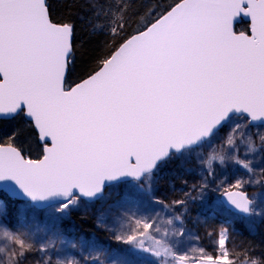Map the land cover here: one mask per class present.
Segmentation results:
<instances>
[{
  "label": "snow or ice",
  "instance_id": "obj_1",
  "mask_svg": "<svg viewBox=\"0 0 264 264\" xmlns=\"http://www.w3.org/2000/svg\"><path fill=\"white\" fill-rule=\"evenodd\" d=\"M63 8L57 19L52 0H0V125H17L0 138V190L12 182L56 213L43 241L0 219V264H108L103 249L80 247L78 260L58 247L67 243L62 221L125 187L141 203L121 206L108 230L138 257L119 264H264V249L251 244L238 261L225 226L207 233L211 248L178 250L184 215L209 193L241 215L264 213V167L254 159L264 161V0H172L155 9L144 0H63ZM80 12L101 39L74 79ZM193 154V182L182 178L159 198L162 166ZM239 169L246 175L228 177Z\"/></svg>",
  "mask_w": 264,
  "mask_h": 264
},
{
  "label": "rangeland",
  "instance_id": "obj_2",
  "mask_svg": "<svg viewBox=\"0 0 264 264\" xmlns=\"http://www.w3.org/2000/svg\"><path fill=\"white\" fill-rule=\"evenodd\" d=\"M231 127V126H230ZM230 127L226 128L220 134L218 141H222L230 131ZM255 135V130H252ZM35 151V150H33ZM204 155L210 151V147L205 145L199 150ZM36 152V151H35ZM243 155V150L242 153ZM254 159L257 161V169L264 167V161H261L260 154H256ZM198 168V157L193 154L189 157L175 159L165 166L156 176L153 187L159 198L168 199L173 192L182 187L180 180L188 179L193 182L190 169ZM239 175H246L242 169L229 171L228 177L235 178ZM250 191L259 190L256 187H250ZM140 194L130 191L127 187L115 188L110 190L105 198L99 202L81 205L73 209L72 213L82 217H88L94 221V229L92 232L84 231L71 216L65 217L62 221L64 225L62 235L67 242L64 245H58L64 249L69 255L75 256L76 259L82 260L78 249L83 247L85 255L90 250L103 249L107 253L108 264L113 261L119 264L124 259H135L138 257L127 246L117 242L114 239L115 232H109V228L114 226V216L119 214V209L123 205L133 206L140 204ZM0 202L3 207L0 208V219H3L10 228L25 226L35 233L38 240H46L51 234L48 231L56 219V213L53 207L38 211L31 204L18 202L9 199L4 193H0ZM258 210H264V199H261L257 205ZM158 210V209H157ZM185 235L179 238L178 250L189 251L193 247L211 248V240L207 233L217 232L220 226L229 227L235 237V250L240 253L238 261H244L247 257L243 254V249L251 244L257 247V252L264 249V213L259 216H242L233 214L226 210L222 202H220V194L212 192L207 195L203 201H193L184 215ZM101 224L106 227L100 226ZM41 229L37 231V229ZM215 237L213 236L212 239ZM75 244L77 248H71L70 245ZM33 259H39L37 254ZM96 264V262H92ZM138 264H154L149 258L140 257Z\"/></svg>",
  "mask_w": 264,
  "mask_h": 264
},
{
  "label": "trees",
  "instance_id": "obj_3",
  "mask_svg": "<svg viewBox=\"0 0 264 264\" xmlns=\"http://www.w3.org/2000/svg\"><path fill=\"white\" fill-rule=\"evenodd\" d=\"M53 2V11L54 15L57 19H63L66 17V12L63 8V0H52ZM145 5H152L153 9L158 4H167L171 3L172 0H144ZM83 15L82 12L78 14H73L72 21L76 24V37H75V43L77 46V63L76 68L74 69L73 78H77L81 72L83 67L85 66V63L91 59L94 50L97 46V40L101 39L100 37H92L90 36L89 32L90 29L86 27L83 23H81V16ZM240 28L244 29L246 28V24H241ZM16 124H2L0 125V138H4L8 132L12 131L13 129H16ZM22 134L24 137L28 140L30 144H32L33 154H37L38 150L35 148L34 139L29 136V129L28 126L20 125L19 126ZM72 219L86 232H92L94 229V221L88 217H82L77 214L71 213L70 215Z\"/></svg>",
  "mask_w": 264,
  "mask_h": 264
},
{
  "label": "water",
  "instance_id": "obj_4",
  "mask_svg": "<svg viewBox=\"0 0 264 264\" xmlns=\"http://www.w3.org/2000/svg\"><path fill=\"white\" fill-rule=\"evenodd\" d=\"M0 193H4L9 199L11 200H15V201H18V202H24V203H29L31 204L35 209H37L38 211H44V210H47L51 207H53L52 205H48L47 207L45 208H40L38 207L37 205H34L31 201H29L28 199H26L22 193L19 192V189L12 183V182H5L4 185H3V189L0 190ZM10 193H14L15 196L13 197L12 195H10ZM222 204L224 205V207L226 208V210H228L229 212L233 213V214H236V215H239V216H242L244 218H248L249 216H244V215H241L237 212H235L234 210H232L226 203H223Z\"/></svg>",
  "mask_w": 264,
  "mask_h": 264
}]
</instances>
